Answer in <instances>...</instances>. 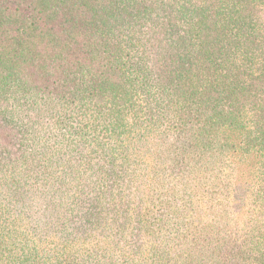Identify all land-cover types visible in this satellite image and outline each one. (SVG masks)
<instances>
[{"label": "trees", "instance_id": "trees-1", "mask_svg": "<svg viewBox=\"0 0 264 264\" xmlns=\"http://www.w3.org/2000/svg\"><path fill=\"white\" fill-rule=\"evenodd\" d=\"M0 264H264V0H0Z\"/></svg>", "mask_w": 264, "mask_h": 264}]
</instances>
